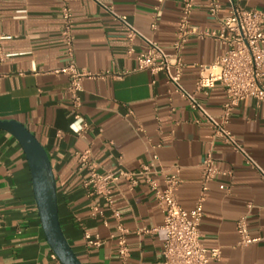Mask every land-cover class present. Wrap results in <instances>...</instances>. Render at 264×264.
Wrapping results in <instances>:
<instances>
[{"label":"crops","instance_id":"crops-1","mask_svg":"<svg viewBox=\"0 0 264 264\" xmlns=\"http://www.w3.org/2000/svg\"><path fill=\"white\" fill-rule=\"evenodd\" d=\"M248 10L264 11V0H233ZM74 22V58L80 69L110 76L84 80L80 113L87 128H70L75 110L69 80L56 73L70 60L61 36L59 0H0V120L22 123L45 148L57 186L63 232L83 264H116L118 220L104 199L82 187L77 154L89 152L100 173L136 172L157 156L153 181L165 188V176L180 168V205L191 210L201 190L202 163L209 154L224 174L209 183L200 226L205 247H219L211 264H264V182L245 157L215 138L205 118L190 108L166 76L137 71L136 55L146 41L172 54L183 0H69ZM219 17L196 0L192 26L221 33L220 18L232 3L220 0ZM126 16L141 34L133 44L115 20ZM132 45L134 54L129 55ZM221 40L192 37L182 59L183 87L219 119L225 102L221 84L196 91L199 68L220 58ZM117 75H122L120 78ZM264 82V79H263ZM230 131L264 171V103L243 101L233 112ZM120 179L113 186L114 208L127 230L126 264H158L166 233L164 214L145 179ZM221 186H225L224 189ZM93 208L98 212L94 214ZM247 217L249 233L259 240L240 244L237 222ZM84 229L105 244L90 247ZM148 232H145V231ZM0 264H62L47 242L34 198L29 163L19 142L0 130Z\"/></svg>","mask_w":264,"mask_h":264},{"label":"built area","instance_id":"built-area-1","mask_svg":"<svg viewBox=\"0 0 264 264\" xmlns=\"http://www.w3.org/2000/svg\"><path fill=\"white\" fill-rule=\"evenodd\" d=\"M59 1L61 3V36L67 47L70 60L56 73L66 76L69 80L68 91L75 110L74 120L70 128L73 132L81 134L87 128V124L80 113L82 82L84 80H103L110 74H94L78 67L74 58L75 36L72 8L69 0ZM159 1L162 2L163 0ZM205 1L210 16L218 18L221 8L220 0ZM230 1L232 3L231 9L228 15L220 18L221 33L217 35L214 32L202 31L192 26L191 17L196 7V0H183L173 53L169 54L157 42L147 40L145 50L136 55V70L148 71L153 76L163 73L167 81L174 86L175 91L188 100L190 108L199 112L211 125L215 138H220L223 144L235 152L241 153L247 164L259 170L264 182V171L257 166L245 147L229 129L231 116L243 101L254 99L258 104L264 103V11L248 10L235 1ZM108 10L111 11L115 20L125 27L126 38L130 44H133L141 34L126 16L116 15L111 8ZM194 36L199 39L221 40L227 46L224 54L213 64L200 66L199 78L196 82L197 92L212 89L217 83L223 86L225 102L218 120L209 115L195 98V95L189 93L182 85L185 67L182 52L190 38ZM134 53V49L130 45L128 54L133 55ZM5 58L6 54L0 41V62ZM121 76L117 75L116 77L120 78ZM77 158L79 161L78 171L83 174L82 187L89 193L102 197L119 222L118 234L113 236L117 242L118 262L116 264H126L129 246L127 230L120 222V213L114 208L113 186L123 178L129 179L134 186L137 184L136 178L138 176L143 177L150 186L164 214L163 230L166 233V241L163 244L158 264H211L212 260L220 258V248L205 247L201 242L200 233L209 183L217 176L224 174L215 165L211 154L202 163L201 190L198 200L191 210L184 209L178 201L177 192L181 184L179 167H175L168 174L161 172L165 176V188L163 190H160L153 181L152 175L157 173L155 170L157 156H153L150 164L141 166L136 172L118 170L106 173L98 171V166L91 159L88 151L77 154ZM221 188L224 189L225 186H221ZM93 212L94 214L97 213L98 209L93 208ZM237 233L240 237V244H253L259 240V238H253L250 235L246 216L238 220ZM83 238L90 247H100L105 244V240L100 235H93L85 229Z\"/></svg>","mask_w":264,"mask_h":264},{"label":"water","instance_id":"water-1","mask_svg":"<svg viewBox=\"0 0 264 264\" xmlns=\"http://www.w3.org/2000/svg\"><path fill=\"white\" fill-rule=\"evenodd\" d=\"M0 130L11 134L25 152L34 198L48 244L62 264H83L69 244L60 223L56 180L45 148L33 133L16 120H0Z\"/></svg>","mask_w":264,"mask_h":264}]
</instances>
